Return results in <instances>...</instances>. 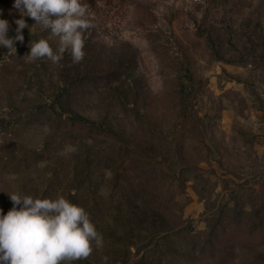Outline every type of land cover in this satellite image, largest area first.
Segmentation results:
<instances>
[{
    "label": "rangeland",
    "instance_id": "1",
    "mask_svg": "<svg viewBox=\"0 0 264 264\" xmlns=\"http://www.w3.org/2000/svg\"><path fill=\"white\" fill-rule=\"evenodd\" d=\"M84 2L80 62L30 16L0 46V208L82 205L103 247L63 264H264V0Z\"/></svg>",
    "mask_w": 264,
    "mask_h": 264
},
{
    "label": "clouds",
    "instance_id": "2",
    "mask_svg": "<svg viewBox=\"0 0 264 264\" xmlns=\"http://www.w3.org/2000/svg\"><path fill=\"white\" fill-rule=\"evenodd\" d=\"M13 6L20 13L16 35H8L9 21L0 17V46L16 50L15 42L24 40L22 29L29 27L24 17L30 16L58 37L55 50L47 38L31 42L27 55L32 60L46 57L59 62L66 51L73 62L84 58V33L92 26L84 0H13ZM75 151L76 146L69 144L63 154ZM9 194L13 206L7 213L0 208V264H63L88 257L93 245L103 247V235L82 205L64 195ZM104 261L107 264L108 258Z\"/></svg>",
    "mask_w": 264,
    "mask_h": 264
}]
</instances>
